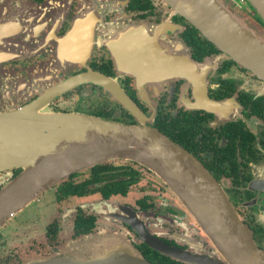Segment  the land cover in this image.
<instances>
[{
    "label": "flooded vegetation",
    "instance_id": "1",
    "mask_svg": "<svg viewBox=\"0 0 264 264\" xmlns=\"http://www.w3.org/2000/svg\"><path fill=\"white\" fill-rule=\"evenodd\" d=\"M242 2L236 7L264 31ZM192 28L162 0H0V113L41 100L53 113L130 126L145 118L209 173L264 253V80ZM196 81L199 96L216 107L202 105ZM142 170L154 177L133 161L112 159L47 188L25 220L7 226L31 203L0 227V264H42L66 252L88 259L112 237L143 259L149 251L166 257L143 234L224 262L209 241H189L177 210L164 209L172 230L154 232L144 215L153 209L148 196L118 203L139 185ZM20 171L1 170L0 191Z\"/></svg>",
    "mask_w": 264,
    "mask_h": 264
},
{
    "label": "water",
    "instance_id": "2",
    "mask_svg": "<svg viewBox=\"0 0 264 264\" xmlns=\"http://www.w3.org/2000/svg\"><path fill=\"white\" fill-rule=\"evenodd\" d=\"M245 1L264 25V0ZM162 2L248 74L264 80V33L259 25L237 13L230 0ZM195 91L203 106L216 107L204 95L199 96L197 81ZM45 108L37 100L0 113V171L21 170L0 191V227L70 174L121 159L142 165L158 177L224 262L191 255L143 234V242L152 250L187 264H264V253L255 246L251 232L215 180L145 118L130 126ZM123 245L112 240L100 248L97 243L88 259L66 252L42 264H151Z\"/></svg>",
    "mask_w": 264,
    "mask_h": 264
},
{
    "label": "rangeland",
    "instance_id": "3",
    "mask_svg": "<svg viewBox=\"0 0 264 264\" xmlns=\"http://www.w3.org/2000/svg\"><path fill=\"white\" fill-rule=\"evenodd\" d=\"M235 7V10L237 13L242 14L245 16L249 21L254 22L251 20L248 16L244 15L243 12H241L236 5L242 6L243 4H240L238 0H230ZM249 8V6H248ZM255 23V22H254ZM257 24V23H255ZM259 25V24H257ZM260 26V25H259ZM260 31L264 33L262 27H259ZM118 164H127V163H118ZM142 180L139 183L138 186L131 189V193L129 195V198L126 200H120L118 199L119 204H123L124 202H128L130 204H133L135 200L141 199L143 196L149 197V203L153 205V209L148 210V212L145 215L146 223L150 224V228L154 232H161V231H168L172 230V227L167 225L166 220V214L164 209L165 208H172L174 210H177L179 213L177 214V217H179L180 224L184 228H188V232L185 231V234L190 238L189 241L194 244H201V242L209 241L205 235H203L202 238H199L197 235L198 231H194L197 228L196 224L192 221V219L187 215V213L184 210V207L182 204L176 199V197L164 186V184L159 180H156V176L153 173L154 177H151V175L144 174L145 171H143ZM154 180V181H152ZM44 195L40 196L41 202L43 201ZM39 203L36 202L35 204L33 201L31 202V205L24 211H22L20 214H18L15 218L11 219V222L9 221L7 223L8 228L13 226L15 222L25 220L27 216L31 213L33 208ZM183 212L185 213V216H183ZM183 216V217H182ZM182 217V219L180 218ZM192 223L195 225L193 226ZM157 225V226H156ZM174 229H177L176 227ZM203 233V232H202ZM202 236V235H201ZM110 238V237H108ZM112 240H116V238L112 237ZM91 241L86 240L83 244H88ZM121 243V242H120ZM123 245V243H121ZM124 246V245H123ZM128 249H131L130 246L127 244ZM68 251L73 250V247H70L67 249Z\"/></svg>",
    "mask_w": 264,
    "mask_h": 264
},
{
    "label": "trees",
    "instance_id": "4",
    "mask_svg": "<svg viewBox=\"0 0 264 264\" xmlns=\"http://www.w3.org/2000/svg\"><path fill=\"white\" fill-rule=\"evenodd\" d=\"M245 4L248 5L247 3H245ZM262 25H263V23H262ZM192 30H195V29L192 28ZM149 252H150V256H146V258H145L147 261H149V262H151L153 264H173V262H170V260L167 259L166 257H162V256H160L158 254L157 255L153 254L151 251H149Z\"/></svg>",
    "mask_w": 264,
    "mask_h": 264
},
{
    "label": "built area",
    "instance_id": "5",
    "mask_svg": "<svg viewBox=\"0 0 264 264\" xmlns=\"http://www.w3.org/2000/svg\"><path fill=\"white\" fill-rule=\"evenodd\" d=\"M238 1H239L240 4H243V2H242L243 0H242V1H241V0H238ZM240 1H241V2H240Z\"/></svg>",
    "mask_w": 264,
    "mask_h": 264
}]
</instances>
